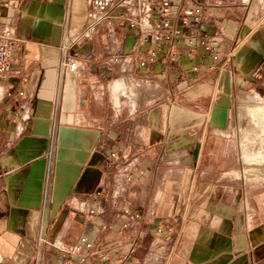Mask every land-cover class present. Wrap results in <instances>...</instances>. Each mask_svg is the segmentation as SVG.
<instances>
[{"label": "crops", "instance_id": "crops-1", "mask_svg": "<svg viewBox=\"0 0 264 264\" xmlns=\"http://www.w3.org/2000/svg\"><path fill=\"white\" fill-rule=\"evenodd\" d=\"M185 1L223 33L218 62L197 49L161 65L162 47L142 68L150 44L114 22L72 42L89 0H0L18 40L0 81V264H61L81 236L126 264H264L258 191L228 177L235 102L264 97V0Z\"/></svg>", "mask_w": 264, "mask_h": 264}, {"label": "built area", "instance_id": "built-area-1", "mask_svg": "<svg viewBox=\"0 0 264 264\" xmlns=\"http://www.w3.org/2000/svg\"><path fill=\"white\" fill-rule=\"evenodd\" d=\"M184 1L180 0L179 4H176L175 0H89L86 27L82 32L74 34L72 42L75 43L81 38L90 39L99 27L114 22L122 30L132 31L138 38V46L150 44L149 50L139 61L142 68L154 62L156 53L162 47L166 48V54L161 65L177 62L183 55L192 61L197 49L210 53L212 61L218 62L223 56L218 48V40L223 37V33L212 35L202 31L200 26L205 17L203 7L184 4ZM2 5L9 8L12 6V0H4ZM17 46L18 40L13 34V29L6 25L0 32V81L8 78L13 52ZM231 54L232 51H229L227 58ZM121 55L122 51L115 52L104 64V68L112 71L119 63ZM80 57L78 51L69 53L68 46L64 44L61 69L76 71L80 65ZM82 58L90 62L93 55L88 52ZM193 70L196 71L197 67ZM18 95L22 96L23 93L19 92ZM7 96H11V93L8 92ZM111 156L114 157V154ZM94 213L95 210L90 211V214ZM124 213L129 215L130 211L125 210ZM128 225L129 221L123 223L119 233ZM57 258L61 264H126L123 255L112 259L104 252H98L94 243L86 236L79 237L71 249L60 250Z\"/></svg>", "mask_w": 264, "mask_h": 264}, {"label": "rangeland", "instance_id": "rangeland-1", "mask_svg": "<svg viewBox=\"0 0 264 264\" xmlns=\"http://www.w3.org/2000/svg\"><path fill=\"white\" fill-rule=\"evenodd\" d=\"M248 92L246 90L241 93L240 99L235 102L234 110L236 115L232 122L230 144L238 152L239 164L238 170L228 175V177L237 179L238 182L246 184L248 188L258 191L259 207L255 208V215L257 217L256 220L264 225V164L251 163V156L245 161L246 147L251 141L253 142L252 139L257 138L256 132L259 131V124L252 119L253 117L249 114V110L264 107V104L257 100H264V97H255V94L247 95L246 93ZM257 140L251 143L254 150L249 152L250 155L258 153V150L264 147V137Z\"/></svg>", "mask_w": 264, "mask_h": 264}, {"label": "bare ground", "instance_id": "bare-ground-1", "mask_svg": "<svg viewBox=\"0 0 264 264\" xmlns=\"http://www.w3.org/2000/svg\"><path fill=\"white\" fill-rule=\"evenodd\" d=\"M257 100L260 103L264 104V100H262V99H257ZM249 114L251 115V117H253L252 119L259 124V128H258L259 131L256 132L257 133L256 134L257 138L252 139L253 142H256V141H258L257 139H260V138L264 137V107L249 110ZM253 142L251 141L249 143V145L246 147L247 148V153L245 154V161H246L247 158H249L251 156L250 157V158H252L251 159V163H255V164L263 163L264 164V150H263L264 147L260 148V150H258V153L250 155L249 152H252L254 150L253 146L251 144Z\"/></svg>", "mask_w": 264, "mask_h": 264}]
</instances>
